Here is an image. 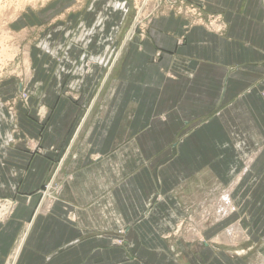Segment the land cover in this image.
Listing matches in <instances>:
<instances>
[{"label":"crops","instance_id":"1","mask_svg":"<svg viewBox=\"0 0 264 264\" xmlns=\"http://www.w3.org/2000/svg\"><path fill=\"white\" fill-rule=\"evenodd\" d=\"M205 4L222 15L224 34L168 13L148 37L119 38L124 15L115 12L105 23V32L119 26L113 37H65L67 25L92 24L90 7L62 15L55 37H39L52 52L27 49L28 102L0 103V199L16 202L0 221V264L23 231L14 264H176L161 234L184 215L183 203L231 184V216L257 218L264 230V0ZM118 38L119 59L107 70L95 57L117 49ZM14 90L1 82L0 98ZM247 154L255 157L241 173ZM51 180L52 204L38 211ZM120 228L143 260L116 261Z\"/></svg>","mask_w":264,"mask_h":264},{"label":"rangeland","instance_id":"2","mask_svg":"<svg viewBox=\"0 0 264 264\" xmlns=\"http://www.w3.org/2000/svg\"><path fill=\"white\" fill-rule=\"evenodd\" d=\"M92 3L96 5L95 8L91 6ZM90 7L94 16L92 24L89 26L86 23L80 24L82 20L76 26L67 25L65 37H113L119 26L107 25V29L110 26L109 31L105 32V23L110 13L115 12L124 15L119 34L116 35L119 38L148 37L153 19L168 13L185 19L188 23L187 28L201 26L222 35L227 27L221 14L206 8L205 0H0V83L9 81L16 85V90L0 98V103L8 110L26 105L30 97L28 89L34 68L27 49L35 47L39 51L52 52L54 47L49 44L50 48L45 47V43L39 37H55L57 27L60 25L58 23L62 22L60 18L62 15L69 17L78 11L83 13ZM119 38L115 43L117 49L109 51L111 53H107L106 56L95 57L97 63L107 66V70L119 59L121 44ZM78 70L82 72V67L79 66ZM260 93L264 97V89ZM37 114L42 119L46 111L38 110ZM254 157L255 154L245 155L241 173L249 159L254 160ZM238 176L233 183L238 184L240 180L237 181ZM233 187L234 184L226 186L223 192L212 187L205 196L207 198L201 203H183L184 215L177 219L170 232L161 234L169 244L168 260L176 264H194L192 259L196 258L201 264H216L217 261H221V264H234L241 258L243 260L241 264H264V230L259 228L257 218L252 219L253 217L244 216L243 213L231 216L237 209V204L231 200ZM54 189L56 185L52 180L43 185L39 191L41 196L38 206L40 203L47 206L45 208L41 206L38 211L45 212L49 209L52 204L49 193H53ZM156 198L159 199L160 195L157 194L154 199ZM150 204L148 202L147 206L150 207ZM203 204L208 206L206 215L200 213L199 208ZM15 206L16 202L13 199L1 198L0 221L6 220ZM238 218H241L240 224L237 223ZM204 231L206 232L202 233ZM125 232V228H120L118 233L112 236V240L115 241L113 243L121 246L124 251L123 256L116 261L143 260L134 249L128 247ZM19 238L20 236L15 247ZM195 243L200 248L194 246L190 248L189 245ZM205 243L207 250L203 255Z\"/></svg>","mask_w":264,"mask_h":264},{"label":"bare ground","instance_id":"3","mask_svg":"<svg viewBox=\"0 0 264 264\" xmlns=\"http://www.w3.org/2000/svg\"><path fill=\"white\" fill-rule=\"evenodd\" d=\"M251 160H252V158L249 159V162H248V163H250ZM227 215H228V214H227ZM0 216H1V215H0ZM27 227H28V226H27ZM26 230H27V229H26ZM230 231H231V229L228 231V233H229ZM24 238H25V232L23 231V232L21 233V235H20V238H19L18 244H17V246L15 247V250L13 251V254L11 255L10 264H14L15 259H16L17 255H18V252H19V250H20V247H21V244H22ZM244 253H245V252H244ZM241 254H242V253H241ZM238 256H239V255H238Z\"/></svg>","mask_w":264,"mask_h":264},{"label":"built area","instance_id":"4","mask_svg":"<svg viewBox=\"0 0 264 264\" xmlns=\"http://www.w3.org/2000/svg\"><path fill=\"white\" fill-rule=\"evenodd\" d=\"M24 99H26V98H24Z\"/></svg>","mask_w":264,"mask_h":264}]
</instances>
